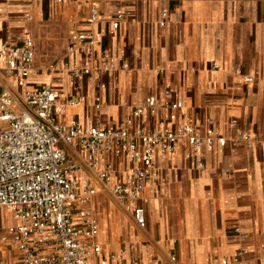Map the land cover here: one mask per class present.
<instances>
[{"label":"crops","instance_id":"0c3cea01","mask_svg":"<svg viewBox=\"0 0 264 264\" xmlns=\"http://www.w3.org/2000/svg\"><path fill=\"white\" fill-rule=\"evenodd\" d=\"M93 7L100 12L95 23ZM120 9L124 17L111 36ZM77 33L89 35V46L70 52V37ZM28 36L36 44L33 71L1 77L18 95L52 86L59 94L58 123L119 129L146 98L163 100L170 93L184 104L177 119L164 109L145 114L147 131L191 124L201 132L214 127L226 139L224 146L203 148L200 162L186 159V143L173 154H156L159 179L146 184L140 201L146 229L100 188L91 208L104 257L140 256L145 264H171V255L175 264H264V0H0V45L18 47ZM109 63L117 70L104 74ZM213 63L220 69L213 70ZM68 68L91 73L72 78ZM248 75L252 83L245 81ZM97 96L104 102L99 113ZM72 98L78 99L75 106L68 104ZM241 132L256 138L253 149L238 141ZM117 165L124 173L127 162ZM15 224L12 212L0 208V232ZM20 259L11 239L0 244V263Z\"/></svg>","mask_w":264,"mask_h":264},{"label":"built area","instance_id":"2783aa9c","mask_svg":"<svg viewBox=\"0 0 264 264\" xmlns=\"http://www.w3.org/2000/svg\"><path fill=\"white\" fill-rule=\"evenodd\" d=\"M99 15L98 8L93 7L91 23L97 22ZM123 17V10H117L111 36L119 31ZM25 20L32 21V16L25 15ZM89 43L86 33L74 34L69 51H84ZM35 56L36 44L29 36L18 47L0 45V208L11 211L16 221L5 233L0 232V244L10 239L14 242L21 253L17 264H145L140 256L126 259L111 253L104 257L98 242V219L91 208L99 189L130 213L140 229H146V211L140 201L146 184L159 179L156 154H173L186 143V159L200 162L203 148L213 150L216 142L224 146L226 139L214 127L201 132L191 124L175 130L147 131L142 121L145 114L156 116L164 109L170 112V120L177 119L184 104L170 93L163 100L146 98L119 129L99 123L85 128L77 120L60 124L54 116L59 94L52 86L18 95L1 77L3 72L27 76L34 69ZM211 67L220 69L218 63ZM116 70L117 66L109 63L102 72ZM68 71L72 78L91 73L89 68ZM235 73L243 75L241 68ZM245 81L252 83L253 77L245 76ZM24 85L25 81L19 79L18 86ZM100 89H106V85ZM77 103L76 98L68 102L70 106ZM103 103L97 96L96 112ZM238 141L253 149L257 140L241 132ZM122 159L127 162L124 173L117 165ZM235 231L240 233L239 229ZM240 237L245 239L244 235ZM135 249L136 243L130 244V250ZM169 259L171 264L177 262L173 255Z\"/></svg>","mask_w":264,"mask_h":264},{"label":"rangeland","instance_id":"374dc122","mask_svg":"<svg viewBox=\"0 0 264 264\" xmlns=\"http://www.w3.org/2000/svg\"><path fill=\"white\" fill-rule=\"evenodd\" d=\"M119 207H121L119 204H117ZM122 208V207H121ZM96 211L98 212V209H97V207H96Z\"/></svg>","mask_w":264,"mask_h":264}]
</instances>
